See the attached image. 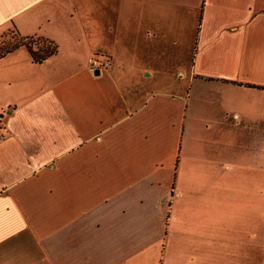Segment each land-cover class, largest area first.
Listing matches in <instances>:
<instances>
[{"label": "crops", "instance_id": "1", "mask_svg": "<svg viewBox=\"0 0 264 264\" xmlns=\"http://www.w3.org/2000/svg\"><path fill=\"white\" fill-rule=\"evenodd\" d=\"M7 31L56 51L0 59V264H264V0H0Z\"/></svg>", "mask_w": 264, "mask_h": 264}, {"label": "trees", "instance_id": "2", "mask_svg": "<svg viewBox=\"0 0 264 264\" xmlns=\"http://www.w3.org/2000/svg\"><path fill=\"white\" fill-rule=\"evenodd\" d=\"M12 35L18 40L0 46V59L19 47H24L33 61L43 60L56 51V46L47 40L33 37L22 38L14 32Z\"/></svg>", "mask_w": 264, "mask_h": 264}, {"label": "built area", "instance_id": "3", "mask_svg": "<svg viewBox=\"0 0 264 264\" xmlns=\"http://www.w3.org/2000/svg\"><path fill=\"white\" fill-rule=\"evenodd\" d=\"M86 66L90 71H105L109 66V58L104 55L91 54L86 58Z\"/></svg>", "mask_w": 264, "mask_h": 264}, {"label": "rangeland", "instance_id": "4", "mask_svg": "<svg viewBox=\"0 0 264 264\" xmlns=\"http://www.w3.org/2000/svg\"><path fill=\"white\" fill-rule=\"evenodd\" d=\"M16 40H18V38L14 39V36L12 35V31L4 32L0 36V46L6 44L7 42L10 43V42L16 41ZM255 144L258 145V146H255V148H262L263 147V149H264V142L258 141V142H255Z\"/></svg>", "mask_w": 264, "mask_h": 264}, {"label": "water", "instance_id": "5", "mask_svg": "<svg viewBox=\"0 0 264 264\" xmlns=\"http://www.w3.org/2000/svg\"><path fill=\"white\" fill-rule=\"evenodd\" d=\"M98 73H99L98 70L93 71L94 75H97Z\"/></svg>", "mask_w": 264, "mask_h": 264}]
</instances>
